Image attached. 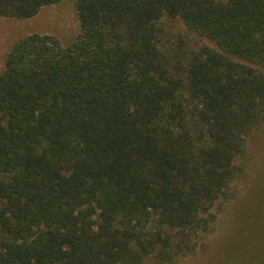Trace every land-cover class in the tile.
<instances>
[{
  "label": "trees",
  "instance_id": "obj_1",
  "mask_svg": "<svg viewBox=\"0 0 264 264\" xmlns=\"http://www.w3.org/2000/svg\"><path fill=\"white\" fill-rule=\"evenodd\" d=\"M62 0H0L25 20ZM76 39L0 71V264H172L212 229L264 120V0H77ZM163 17L210 40L184 62Z\"/></svg>",
  "mask_w": 264,
  "mask_h": 264
},
{
  "label": "rangeland",
  "instance_id": "obj_2",
  "mask_svg": "<svg viewBox=\"0 0 264 264\" xmlns=\"http://www.w3.org/2000/svg\"><path fill=\"white\" fill-rule=\"evenodd\" d=\"M76 1L62 0L44 7L30 19L0 17V71L7 52L25 37L48 35L63 46L72 43L79 34ZM159 26V47L171 63L184 62L202 46L215 48L207 38L189 31L178 18L163 17ZM236 164L237 176L230 186L229 198L211 231L193 254L172 264H264V120L245 138L243 154Z\"/></svg>",
  "mask_w": 264,
  "mask_h": 264
}]
</instances>
